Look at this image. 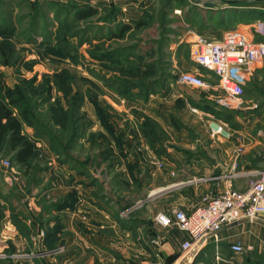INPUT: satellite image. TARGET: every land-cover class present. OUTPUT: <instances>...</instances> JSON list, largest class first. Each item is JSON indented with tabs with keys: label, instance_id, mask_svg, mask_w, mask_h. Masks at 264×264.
<instances>
[{
	"label": "rangeland",
	"instance_id": "1",
	"mask_svg": "<svg viewBox=\"0 0 264 264\" xmlns=\"http://www.w3.org/2000/svg\"><path fill=\"white\" fill-rule=\"evenodd\" d=\"M197 1L212 0H158L125 17L112 3L0 0V26L12 33L0 38V80L20 99L23 132L37 150L28 168L11 155L0 156V225L12 222L27 236L34 235L30 223L36 220L44 234V245L35 253L40 259L59 264L69 236L64 234L68 214L87 202L116 226L100 230L110 245L122 249L112 243L121 238L115 243L136 241L140 248L156 249L154 243L165 242L167 233L150 220L161 205L158 197L170 195L167 201L174 204L190 186L206 180L201 178L208 171L190 169L193 159L219 162L220 146L212 148L225 140L212 139L210 123L226 129L231 143H238L243 129L249 137L242 143L264 142V99H244L235 114L220 108L216 103L224 94L216 78L190 59L197 37L231 25L199 10L196 5H204ZM88 6L98 15L74 20L72 10ZM126 25L130 30L122 32ZM185 72L202 77L207 88L180 85L178 77ZM248 107L253 108L247 112ZM251 168L256 172L250 180L264 166ZM174 209L168 205L160 212ZM137 223L146 232L139 234ZM238 230L223 242H240L244 251L226 264H264V226ZM168 232L169 252L161 258L154 251L144 264L179 263L180 237L176 230ZM24 258L11 241L0 239V264Z\"/></svg>",
	"mask_w": 264,
	"mask_h": 264
},
{
	"label": "crops",
	"instance_id": "2",
	"mask_svg": "<svg viewBox=\"0 0 264 264\" xmlns=\"http://www.w3.org/2000/svg\"><path fill=\"white\" fill-rule=\"evenodd\" d=\"M87 1H90L94 4L98 3L102 6H107L110 3L115 4L120 8L122 15L126 17L129 15V13L138 11L142 5L143 7L148 8V6L155 4V2L158 0ZM194 1L196 2V0ZM251 1L257 0H212L207 3L197 1L199 2L197 4L202 3L200 5H204L202 8L196 5L199 10L203 9L204 13L206 12L207 14H214V16H220L221 18L229 19L231 22V25L226 30L221 29L214 31L210 29L206 32V34L204 33V37L217 40L223 38L229 33L237 32L249 35L254 42L264 43V33H261L259 29L260 25H264V20L260 19L264 15V1L257 3ZM231 2H237L238 4L230 5ZM251 25L255 27L252 28ZM246 98L250 100L264 99V66L257 65L254 69V72L249 74L247 83L243 88V104L244 99ZM215 103L216 102H214V104ZM252 108L253 107H248L247 110H245L248 112ZM214 109L218 110L219 108L216 105ZM252 114L254 115L255 113ZM208 116L209 115H204L206 118ZM245 136L249 137L248 132L246 130L244 131L243 129L241 130L240 139L238 138L239 144H234L230 141H225V143L220 145L216 143L212 149L216 150L220 146L218 154L219 162L214 161L213 165L211 163L212 158L210 157H208L210 164L206 163L207 161L205 162V160L202 158L193 159L190 169L193 173H196V171L201 169L208 171L206 174L209 175L205 174L204 177L201 178L206 179V182L204 181L200 184L194 185L193 187L190 186L191 191L182 193V195H180L181 200H177V202L174 204V200L171 202L167 201L168 195H160L158 198L163 199L156 201V203L161 205L158 207L156 206L155 209L157 210L155 211H165L164 207L167 209L168 205L169 207H177L180 210L188 211L191 210L190 208L194 209L203 205V203L200 202L201 197H217L223 194L226 189H231L239 193L245 192L248 189L251 175L256 172L255 169L253 170L251 168V166L253 164H256L261 168L264 166V155L258 154V151L264 152V142H262L261 139L250 140L248 138L249 140L247 143H242L240 140L245 138ZM239 147H243V153L236 157L235 153ZM186 167L189 168V166ZM219 173H222L223 175L220 176ZM176 187L179 186L176 185ZM149 196V198H153L155 195L151 194ZM166 201L169 202V204H163ZM97 212L91 208L87 202L78 206L76 212L68 214L67 222L65 223L64 234H69V236L66 240V247L64 246V253L63 255L59 256V264H144V262L149 261L152 252L153 256L155 257L154 251L157 252L156 255H160L161 258L165 256V253L169 252L168 244L166 243L169 237L168 231H166L167 233H163V239L166 240L165 242L163 240L160 243H154L156 249L153 246L151 249L140 248L138 247L136 241L126 240V245H123L119 242L115 243L121 238L112 243L123 246L122 249H119L120 247L117 248V246H113L112 244L110 245L109 239L103 237L100 233V230H103L106 226L109 228H115L116 226L106 221V216L102 212ZM158 212L151 215L150 220L154 227H156V224L154 223L153 218ZM80 216H85L87 220L85 222L81 221ZM30 224L32 229H34L32 231L34 235H32L30 232V235L23 236L18 230V225L13 224L12 222H4L0 225V239H4V241L9 243L11 241V245H14L17 251H23V255L27 258L21 259L18 261V264H55L56 262L53 263V260H42L36 256L37 254L35 253L39 251L38 247H43L44 245V234L43 236H40L42 231L39 230V224L36 222V220H33V222ZM77 224H80L82 230L77 226ZM250 224L253 223H243L235 227L229 226L222 228L217 235V242L209 241L200 248L198 259L195 261V264H202V262L205 260H208L212 264L217 263L216 258L220 259L218 262L221 261L224 264L231 262L233 257H236L230 251V246L234 242L225 243L223 241L227 240L228 237L229 239L233 238L228 235L229 233L236 232L238 229L241 230V228ZM137 230L139 234L146 232V229H144L142 223L138 225ZM176 233L180 237L181 242L179 245L181 249L182 243L190 240V238L185 233H181L179 231H176ZM25 234L28 233L25 232ZM156 244H158V246ZM119 251H121V254H116ZM31 254L32 256L30 257L29 255ZM181 259H183V257Z\"/></svg>",
	"mask_w": 264,
	"mask_h": 264
},
{
	"label": "built area",
	"instance_id": "3",
	"mask_svg": "<svg viewBox=\"0 0 264 264\" xmlns=\"http://www.w3.org/2000/svg\"><path fill=\"white\" fill-rule=\"evenodd\" d=\"M259 29L264 33V25H260ZM190 59L197 68L211 73L216 78L217 88L224 94V98L217 101L218 106L238 112L244 105L243 88L249 74L254 72L257 65L264 66V43L254 42L249 35L237 32L217 40L200 35L192 43ZM178 83L194 90L207 88L202 77L193 72L181 73ZM210 124L212 139H231V134L221 125L215 122ZM242 153L243 147H239L235 156L238 157ZM202 203L203 205L191 211L174 209L170 213L158 212L153 218L158 229H172L189 236L190 240L181 245L182 257L199 243L203 247L209 241L217 242L218 232L224 227L239 221L264 220V169L249 181L245 192L239 193L229 189L220 196L204 198ZM230 251L238 256L244 249L240 243H233Z\"/></svg>",
	"mask_w": 264,
	"mask_h": 264
},
{
	"label": "trees",
	"instance_id": "4",
	"mask_svg": "<svg viewBox=\"0 0 264 264\" xmlns=\"http://www.w3.org/2000/svg\"><path fill=\"white\" fill-rule=\"evenodd\" d=\"M74 20L81 22L95 18L98 11L93 6L86 9H73ZM130 30L127 25L122 32ZM12 33L3 30L0 26V38H11ZM11 92H6L0 80V156L11 155L12 161L21 167H31L32 161L37 155L34 142L23 132L22 109L20 99L13 97ZM235 114L237 112L232 111ZM46 235V234H45ZM49 241V240H48ZM47 241V243H49ZM208 261V260H205Z\"/></svg>",
	"mask_w": 264,
	"mask_h": 264
},
{
	"label": "water",
	"instance_id": "5",
	"mask_svg": "<svg viewBox=\"0 0 264 264\" xmlns=\"http://www.w3.org/2000/svg\"><path fill=\"white\" fill-rule=\"evenodd\" d=\"M261 1H264V0H257V1H251V2H261ZM250 2V3H251ZM234 4H238L237 2H231L230 5H234ZM243 223H257V224H262L264 225V220H255V221H248V220H245V221H239V222H236L234 223L232 226L235 227V226H238V225H241ZM219 233V232H218ZM200 247H201V243L197 244L192 251H190L188 254H186L183 259H181L179 261V264H189L191 262H195L197 259H198V254L200 252Z\"/></svg>",
	"mask_w": 264,
	"mask_h": 264
}]
</instances>
